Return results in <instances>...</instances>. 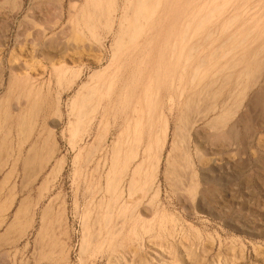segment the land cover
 Listing matches in <instances>:
<instances>
[{
  "label": "bare ground",
  "instance_id": "bare-ground-1",
  "mask_svg": "<svg viewBox=\"0 0 264 264\" xmlns=\"http://www.w3.org/2000/svg\"><path fill=\"white\" fill-rule=\"evenodd\" d=\"M40 1L28 0L24 19L46 25L44 31L49 32L51 36L46 37L45 33L35 35L33 47H31L33 49H30L31 52L28 51L30 52L28 57L35 59L39 54L41 57H45L49 63H53V61L59 63L58 59L62 60L60 65L53 63L50 66L53 68L50 81L56 78V81L60 82L64 78L68 87L75 85L82 78L85 70L91 71L71 101L67 128L71 147L74 149L82 139L78 138L82 124L92 127L96 122H99L100 125L106 122L107 115L100 117V111H103L102 109L105 111V107L115 91L116 77L125 78L124 81H126L125 84L123 83L124 85L120 86L124 88L120 89L122 92L118 93L120 101L118 103L126 104L131 100L135 101L132 115L134 125L131 130L122 128L118 136L113 139L111 165L104 174L103 182L97 184L98 191L100 190L102 194L101 203H105L104 215H101L103 218L100 217L99 220L97 218L100 223L103 222V226L100 227V230L98 229L99 231L96 230V234H93L95 230L90 233V226L88 223L84 224L81 250L85 251L92 244V239H97L100 236L98 232L104 234L102 236L105 238L104 242L108 241L111 244L112 254H118V249H131L134 241L138 238L139 241L135 242L136 244L138 242L137 248L145 247L146 237L163 238V240L166 237L165 239L171 238L172 240L175 233L182 229L174 215L161 207L162 203L160 204L158 201L161 185L156 183L170 137V147L164 160V181L183 209H188V202H191L195 206L194 213H197L198 206L207 203L213 194L212 189L206 187L209 181V179L207 180L209 175L207 171L210 160L207 148L202 147L201 138L204 135L203 140L206 138L209 143L214 142V144L236 140L237 133L234 138L231 132L222 133L220 129L224 124L226 126L227 122L230 124L234 121L236 114L242 109L248 98L250 101H256V104L259 102L260 90H258V86L264 77V57L252 59L248 58L246 54L232 55V51L229 50L223 54L219 51L213 55L214 51H212V55L210 54L206 59L205 57L204 59L200 58L197 65H193L189 82L194 86L197 81V90H191V93L184 99L183 82L187 76L188 62L196 59L198 49L195 46L196 39L204 33L213 18L215 19L221 12L224 4L219 6L220 0H211L204 15H200L202 12H197L195 7L191 8L190 15L172 27H168L167 23L162 24V17H168L169 13L174 17L182 15L186 5L184 0H46L51 11L50 13L48 10L47 14L43 13L39 9L40 7L38 8ZM0 5L17 16L24 9V0H2ZM249 15L250 13L247 17ZM237 16L235 15L233 20L231 18L226 27L234 23ZM249 20L254 19L250 18ZM212 34L214 33L211 32ZM168 36L174 38L172 42ZM207 37L209 40L211 36L208 34ZM244 41L243 39L234 42L235 48L237 47L235 50L244 46ZM23 48L22 41L21 44L15 42L11 53L10 66L9 69L7 68L9 70L7 85L9 95L21 89V86L25 87L26 81L20 83L19 79L23 75V69L27 67L26 60H23ZM229 54L232 56L222 63V60H225ZM67 55L71 57L69 59L72 64L82 66V68L78 71L65 69ZM213 62L214 64H212ZM206 65L209 66L208 72L212 70L211 79L215 84L223 81L220 82L222 86L218 85L216 90L210 89V82L203 83L204 85L201 86L208 75L207 71L202 73ZM0 67V79L2 80L5 68L1 59ZM225 72H227V78L222 76ZM173 73L177 76L175 83L180 100L174 102V98L169 96L168 112L160 113L156 107L158 91L155 92L154 87H162L165 83L167 85V79L174 76ZM229 87H233L230 99L226 104H221V102L220 105L219 100L222 99L220 96L225 88ZM28 88L30 89V87ZM21 91L24 90L21 89ZM15 108H18L17 104ZM26 114L28 113L26 112ZM246 114L244 113L242 116L243 120L247 116ZM204 122L210 128L211 133L209 130V134L203 133L199 128V125ZM235 125L237 126V124ZM103 127L102 138H107L112 132L109 131L110 129L108 130V123ZM91 129H88L86 137L92 135ZM234 132H238V129ZM102 138L100 137V139ZM234 142L236 143V141ZM95 147L98 146L95 145ZM57 165L55 175H59L62 169L61 163ZM49 180L50 176L42 185V189H46V186L50 184ZM90 189L91 186L88 187V190ZM54 203L43 209L40 217V229L37 234L39 241L46 234H52V238H55L52 240L49 237L50 244L54 246V250L45 257L49 261L57 259L64 253L63 243L57 241L56 234H53L59 227L58 225L63 222L64 210L59 208L57 211L54 209V212ZM197 204L199 205L197 206ZM99 208L101 207L99 206ZM190 229L195 233L193 237L199 235V232H196L194 228L190 227ZM123 234H126L125 237ZM116 238L119 239L118 244L116 242L114 244Z\"/></svg>",
  "mask_w": 264,
  "mask_h": 264
},
{
  "label": "rangeland",
  "instance_id": "rangeland-1",
  "mask_svg": "<svg viewBox=\"0 0 264 264\" xmlns=\"http://www.w3.org/2000/svg\"><path fill=\"white\" fill-rule=\"evenodd\" d=\"M184 1L186 5L182 15L174 17L169 13L168 17H162L161 23H167L168 27H172L183 19L185 20L194 7L197 12H202L200 15H204L211 3V0ZM218 5H223L221 12L218 16H214L215 19L213 18L211 24L205 28L204 33L196 39L195 46L198 48L196 59L188 62L187 76H185L183 82V88L185 87L184 99L191 93V90H197V81L194 86L189 82L192 68H194L193 65H197L200 58L204 59L205 57L206 59L209 57L212 51H214L212 52L213 55L219 51L223 54L229 50L232 51V55L246 54L248 58L252 59L264 57V0H220ZM27 7L28 0H24L23 11L15 16L0 5V59L3 61V67L5 68L4 79H0V85L2 84L0 88V106L2 107L0 112L2 115L4 114L3 116L9 114L12 118L16 116L18 118L24 117L26 112L28 114L32 113V115L37 113L35 126L56 127L58 149L59 152L63 150L66 153L67 160L65 165V160L62 159L65 168L63 173L58 175L57 183L49 193L50 196L57 198L56 209L61 208L64 210L63 222L58 225L57 229L55 227L54 233L52 232L54 235L56 234L57 241L63 243L64 255H62L64 257L61 255L52 261L45 259L46 255L54 250L50 240L55 238H52V234H50L51 236L46 234L39 241L37 239L38 223L36 231L20 245L19 253L1 255L0 264H264V77L258 86V90H260L259 102L257 101L258 103L256 104V101H250V98H248L244 103L246 107L242 106L240 113L238 112L233 119L234 121L232 123L229 122L230 124L227 122L226 126L224 124L222 129H220L222 133L231 132L234 138H236L237 133L236 140L232 139L231 141L227 140L228 142L223 141L222 143L217 142L214 144V142L209 143L206 138L203 140L204 135L201 138L202 147L207 148L206 151L209 153L208 158L210 160L207 171L209 174L207 180L209 179V181L206 187H210L213 194H211V198L207 200V203L200 204V207L197 204V213H194L195 206L191 202H188V209H183L164 181V160L170 147V137L156 183L161 185L158 201L160 204L162 203L161 207L172 213L179 221L182 229V231H179L180 233L176 232L172 240L171 238L165 239L166 237H164V240L163 238L146 237L144 248L136 247L138 242L137 244L135 242L139 241L138 238L134 241L131 249H118V254H112L111 244L108 241L104 242L105 238L102 237L104 234L98 232L100 236L97 239H92V244L85 251H82L81 242L84 224L88 223L90 233L95 230L93 234H96L100 227L103 226V222L100 223L98 220L100 217L101 219L103 218L101 215H104L105 203H101L102 194L100 190L98 191L99 188L97 186L100 182H103L104 174L111 165V143L113 139L118 136L122 128L131 130L132 125H134L132 115L135 101L131 100L126 104L118 103L120 102L118 93L124 88L120 86L124 85L126 81H124L125 78L116 77L115 83L117 85L111 97L112 100L110 99L109 103H107L105 111L104 109L100 111V117L107 115L106 122L104 121L105 123L102 125L105 126L108 123V130L110 129L109 131L112 134L109 132L110 135L107 138H102L104 127L99 122H96L92 127L82 124L78 137L82 139L73 149L70 146V138L67 135L68 114L71 101L75 97L79 86L85 82L91 71L85 70L82 78L75 85L69 87L64 78L65 81L62 79V82L56 81V78L50 81L53 69L50 66L56 61L49 63L45 57L44 59L39 54L36 55L35 59L28 57V55L31 52L30 49H33L31 47H33L32 43L35 39L33 37H36L35 35L45 33L46 37H49L51 34L44 31L46 25L24 19ZM38 8L45 14L49 13L48 10L50 11L46 0H41ZM249 13L250 15L247 17ZM235 15H238L237 19L226 27V25H229L231 18L232 20L235 18ZM250 18L254 20H249ZM211 32L214 34L211 35ZM208 34L212 37H209V40ZM168 38L171 40L170 42L174 39L171 36H168ZM243 39L245 40L243 48L238 46V50H235L237 47L235 48L234 42H239ZM21 41L22 47L24 46V54H22L24 57H22L23 60H26L27 67L23 69V75L19 79L21 80L20 83L26 81L29 84L24 83L25 87L24 85L20 87L24 91L19 89L9 95L7 92L9 61L15 42L16 44H21ZM231 46L232 48H230ZM29 50L30 52H28ZM26 51L28 52L27 55ZM231 54L225 60H222V63L229 59L232 56ZM69 58L71 59V57L66 59L68 62L64 59L66 62L65 69L78 71L82 68V66L72 64ZM58 60L59 63L58 61L57 63L60 65V62L63 61ZM209 66L211 65L209 64ZM209 66L206 65L202 73L207 71ZM173 75L167 79L168 87H166V83V86L154 87V91H158L156 94V107L160 113L165 114L168 112L169 104L167 101L169 96L174 98V102L180 100L179 91L176 89L175 83L177 76L175 73ZM222 76L227 78V72L222 74ZM211 78L212 70L208 72L201 86L210 82V89L216 90L222 80L215 84ZM64 82L65 84H63ZM213 83L214 86H212ZM232 90L233 87L225 88L220 96V99H222L219 100V104L221 102V104H226L229 101ZM15 103L18 108H15ZM18 103H22V105ZM31 108L33 112H31ZM244 113H247L245 121L242 119ZM205 123H201L203 127L200 124L199 128H201L203 133L209 134L211 130ZM234 126L235 128H233ZM88 129L92 130L90 137H86L87 132H89ZM237 129L238 132H234ZM99 135L102 139H100ZM95 145L98 147H95ZM89 186H91L90 190H88ZM190 227L199 232V235L193 237L195 233L192 232ZM125 235L123 234V237ZM118 241L119 239L116 238L114 244L115 242L118 244ZM44 252L46 253L44 254Z\"/></svg>",
  "mask_w": 264,
  "mask_h": 264
},
{
  "label": "crops",
  "instance_id": "crops-1",
  "mask_svg": "<svg viewBox=\"0 0 264 264\" xmlns=\"http://www.w3.org/2000/svg\"><path fill=\"white\" fill-rule=\"evenodd\" d=\"M7 115L0 112V256L19 253L38 223L40 229L43 208L56 200L53 211L58 210L57 198L49 192L59 177L54 174L57 164H62V174L67 160L66 153L59 152L56 127L35 126L37 113L20 119Z\"/></svg>",
  "mask_w": 264,
  "mask_h": 264
}]
</instances>
